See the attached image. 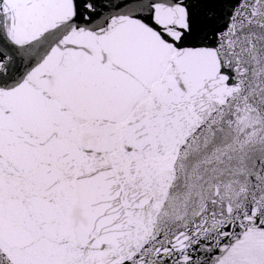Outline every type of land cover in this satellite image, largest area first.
<instances>
[{
    "label": "snow or ice",
    "instance_id": "snow-or-ice-1",
    "mask_svg": "<svg viewBox=\"0 0 264 264\" xmlns=\"http://www.w3.org/2000/svg\"><path fill=\"white\" fill-rule=\"evenodd\" d=\"M0 264H264V0H0Z\"/></svg>",
    "mask_w": 264,
    "mask_h": 264
}]
</instances>
